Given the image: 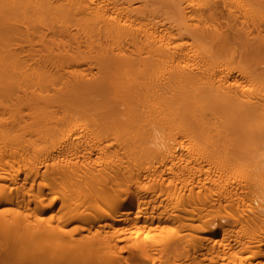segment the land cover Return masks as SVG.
I'll return each mask as SVG.
<instances>
[{"label": "bare ground", "instance_id": "6f19581e", "mask_svg": "<svg viewBox=\"0 0 264 264\" xmlns=\"http://www.w3.org/2000/svg\"><path fill=\"white\" fill-rule=\"evenodd\" d=\"M205 6L0 0L1 260L264 264V37Z\"/></svg>", "mask_w": 264, "mask_h": 264}, {"label": "rangeland", "instance_id": "374dc122", "mask_svg": "<svg viewBox=\"0 0 264 264\" xmlns=\"http://www.w3.org/2000/svg\"><path fill=\"white\" fill-rule=\"evenodd\" d=\"M213 1L217 2L218 8L220 10V14L218 15L216 19H212L209 22L203 19V16L208 11L210 5L205 6L202 11H201V8L197 9V12H196L197 14L192 19H195L198 21L203 20L208 24L213 23V25L214 24L217 25L220 29H222L225 32H228V34L231 36L237 35V34H241V35L251 34L250 37L253 36L255 38V36L260 33L264 37V17L262 18L252 17L251 19L247 20L246 18L245 19L242 18L240 12H236L233 17L227 11L226 0H213ZM188 11H191V10L188 9ZM252 49H254L255 51L251 52V56H253L256 59L257 63H259L262 67H264V43H260V40H255L252 44L251 50ZM26 255L17 254V256L15 255V257L13 255V256L4 258L3 260L0 259V264L1 263L2 264H40V263H37L38 260L36 257L31 256L33 258L32 259L30 256H26ZM34 260H36L35 261L36 263L34 262ZM56 262H58V264H61L60 261H56Z\"/></svg>", "mask_w": 264, "mask_h": 264}]
</instances>
